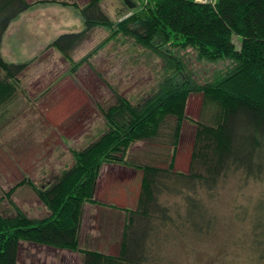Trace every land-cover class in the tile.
<instances>
[{
  "label": "trees",
  "instance_id": "obj_1",
  "mask_svg": "<svg viewBox=\"0 0 264 264\" xmlns=\"http://www.w3.org/2000/svg\"><path fill=\"white\" fill-rule=\"evenodd\" d=\"M101 1L87 0L82 6L49 1L77 8L84 28L59 34L46 48L56 50L75 74L82 65L94 68L91 59L99 50L123 37L157 53L163 62L160 76L134 103L111 88L113 104L98 107L105 121L99 136L79 149L70 148L71 163L50 182L37 186L22 178L0 197V264L18 263L20 241L77 251L81 264H161L159 250L169 240L172 225L195 235L212 229L202 198L195 196L198 190L212 192L219 179L232 172L255 181L264 176V0H218L214 6L147 0L115 21L102 10ZM32 4L0 0V47L10 22ZM98 26L109 35L74 61L71 53ZM188 48L204 62H234L233 67L195 82L182 59L181 51ZM32 62H8L0 48V116L16 100L21 76ZM190 93L202 95L196 120L185 114ZM184 121L192 122L195 131L188 167L179 171L174 161ZM158 139L170 148L165 166L127 160L136 142ZM115 163L140 171L135 206L118 207L125 217L114 236V254L81 248L84 205L110 206L94 199L95 186L103 165ZM20 186L34 191L48 214L32 218L17 207L11 196ZM161 193L179 194L184 211L163 201ZM3 199L11 208L8 214L1 210Z\"/></svg>",
  "mask_w": 264,
  "mask_h": 264
},
{
  "label": "rangeland",
  "instance_id": "obj_2",
  "mask_svg": "<svg viewBox=\"0 0 264 264\" xmlns=\"http://www.w3.org/2000/svg\"><path fill=\"white\" fill-rule=\"evenodd\" d=\"M28 1L38 5L10 22L1 43L6 61L33 62L21 76L22 88L16 100L0 116V197L22 178L33 180L37 186L53 180L71 163L70 148L87 145L103 131L105 121L98 107L113 104L111 88L134 103L154 87L163 66L157 53L121 37L110 40L91 59L94 68L82 65L70 74L68 62L46 45L59 34L84 28L77 8L51 0ZM55 1L82 6L87 0ZM131 1L139 8L147 0ZM101 8L114 21L131 10L122 0H102ZM108 35L104 27L91 30L71 53L73 60L78 61ZM181 54L198 83L234 63L204 62L189 48ZM201 96L190 93L185 106L187 118H198ZM181 129L174 162L177 170L185 171L195 128L192 122L184 121ZM158 140L136 142L129 148L127 160L165 166L170 148ZM140 177V171L128 165H103L94 199L110 206L84 205L79 247L116 252L114 236L120 233L125 215L118 207L135 206ZM161 196L184 211L179 194ZM195 196L202 198L200 202L213 221L212 229L195 235L188 234L187 227H180L179 232L172 225L169 240L159 250L161 264H264V176L255 181L239 172L228 173L212 192L198 190ZM11 201L28 217L48 214L27 186L17 187ZM1 207L6 214L11 211L4 199ZM19 244L17 264H81L82 255L77 251L24 241Z\"/></svg>",
  "mask_w": 264,
  "mask_h": 264
},
{
  "label": "built area",
  "instance_id": "obj_3",
  "mask_svg": "<svg viewBox=\"0 0 264 264\" xmlns=\"http://www.w3.org/2000/svg\"><path fill=\"white\" fill-rule=\"evenodd\" d=\"M190 1H193L195 3L199 2V3H202V4H210L211 6H214L215 3L218 1V0H190Z\"/></svg>",
  "mask_w": 264,
  "mask_h": 264
},
{
  "label": "water",
  "instance_id": "obj_4",
  "mask_svg": "<svg viewBox=\"0 0 264 264\" xmlns=\"http://www.w3.org/2000/svg\"><path fill=\"white\" fill-rule=\"evenodd\" d=\"M122 1H123V3L126 5V7H127L128 9H133V8L135 7V4L132 3L131 0H122Z\"/></svg>",
  "mask_w": 264,
  "mask_h": 264
},
{
  "label": "crops",
  "instance_id": "obj_5",
  "mask_svg": "<svg viewBox=\"0 0 264 264\" xmlns=\"http://www.w3.org/2000/svg\"><path fill=\"white\" fill-rule=\"evenodd\" d=\"M28 3H30L28 0H26ZM35 5H38V4H32L27 10H30L31 9V7H34ZM62 6V5H61ZM27 10H25V11H27ZM24 11V12H25ZM24 12H22V13H24ZM21 14V13H20ZM2 43V42H1ZM1 48V47H0ZM1 54H2V52H1ZM175 163V165H176V162H174ZM83 211H84V209H83ZM84 215V214H83ZM124 216H123V218H122V221L124 222ZM123 222H122V225H123Z\"/></svg>",
  "mask_w": 264,
  "mask_h": 264
}]
</instances>
